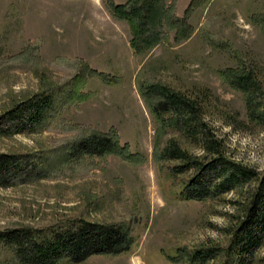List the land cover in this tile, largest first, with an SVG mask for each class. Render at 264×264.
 <instances>
[{
	"label": "rangeland",
	"instance_id": "1",
	"mask_svg": "<svg viewBox=\"0 0 264 264\" xmlns=\"http://www.w3.org/2000/svg\"><path fill=\"white\" fill-rule=\"evenodd\" d=\"M164 2L169 21L160 41L136 50L128 22L113 15L109 0H0V116L31 98L53 99L34 130L0 135V153L39 158L47 173L0 185V233H50L84 219L126 224L134 239L120 254L55 264L242 260L227 248L258 181L202 201L182 199L193 171H172L181 162L161 154L173 144L191 156L205 151L179 115L160 106L165 98L149 92L158 85L192 102L199 120L222 140L224 156L262 176L264 121L250 119L244 93L222 72H251L255 100L264 108V0ZM111 132L128 145L134 162L115 154L64 160L72 143ZM210 248L211 259L190 260ZM250 259L264 264V238ZM0 264H22L1 240Z\"/></svg>",
	"mask_w": 264,
	"mask_h": 264
},
{
	"label": "trees",
	"instance_id": "2",
	"mask_svg": "<svg viewBox=\"0 0 264 264\" xmlns=\"http://www.w3.org/2000/svg\"><path fill=\"white\" fill-rule=\"evenodd\" d=\"M109 7L115 17L128 22L133 34L130 45L136 50H148L156 45L161 39L160 29L169 21L164 0H128L125 4H115L109 0ZM222 75L234 88L244 93L250 119L264 121V108L255 100L258 88L251 72L227 69ZM150 88L149 95H162L165 100L160 106L174 110L179 115L178 123L188 132L197 134L205 151L203 157L191 156L173 144L166 147L160 156L181 162L172 168L176 173L193 171V176L179 192L182 199L202 201L240 188L251 181H258L256 190L251 194V201L245 206V218L227 248L229 255L236 254L242 258L237 264H250L251 256L264 238V174L260 176L252 167L224 156L222 140L217 139L199 120L197 107L192 102L176 93L164 92L161 86L152 85ZM52 107L53 99L49 95L15 105L0 116V135L34 130ZM108 154L135 161V155L130 152L127 144H120L115 132L93 133L84 137L72 143L63 153V158L75 160L85 155ZM39 160L29 155L0 153V185L24 183L46 176V170ZM0 240L13 250L22 264H55L62 259L79 263L92 255L126 252L134 241L126 224L84 219L75 220L50 233L33 228L12 229L1 232ZM215 255L211 248L198 249L190 256V260L204 263Z\"/></svg>",
	"mask_w": 264,
	"mask_h": 264
}]
</instances>
